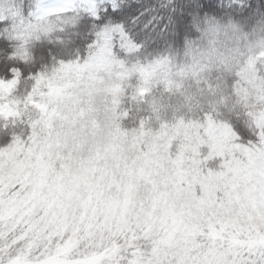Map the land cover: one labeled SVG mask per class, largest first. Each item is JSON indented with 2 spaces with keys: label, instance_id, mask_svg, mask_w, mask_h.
<instances>
[{
  "label": "snow or ice",
  "instance_id": "snow-or-ice-1",
  "mask_svg": "<svg viewBox=\"0 0 264 264\" xmlns=\"http://www.w3.org/2000/svg\"><path fill=\"white\" fill-rule=\"evenodd\" d=\"M257 83L264 0H0V264H264Z\"/></svg>",
  "mask_w": 264,
  "mask_h": 264
},
{
  "label": "clouds",
  "instance_id": "clouds-1",
  "mask_svg": "<svg viewBox=\"0 0 264 264\" xmlns=\"http://www.w3.org/2000/svg\"><path fill=\"white\" fill-rule=\"evenodd\" d=\"M261 50L257 49L255 54L259 55ZM264 87L257 83L256 88L250 89L249 96L252 101V106L255 107L256 103L255 97L258 94V89ZM191 96L192 99L189 101L188 97ZM155 104L162 114L171 115L173 113H183L187 110L189 103L194 107H203L206 105V101L202 99L195 89H185L183 92L168 93L163 91V89L157 90L156 87L152 86V91L149 96L145 98L144 101H141L139 105L144 106V111L150 112L152 104ZM98 106L100 111L95 115L101 120L106 121L109 119L108 113L104 106V98L101 97L98 99Z\"/></svg>",
  "mask_w": 264,
  "mask_h": 264
},
{
  "label": "trees",
  "instance_id": "trees-1",
  "mask_svg": "<svg viewBox=\"0 0 264 264\" xmlns=\"http://www.w3.org/2000/svg\"><path fill=\"white\" fill-rule=\"evenodd\" d=\"M123 108L129 110V116L122 122L125 130L138 127L139 120L149 115L148 112L144 111L143 105H133L127 98L123 103Z\"/></svg>",
  "mask_w": 264,
  "mask_h": 264
},
{
  "label": "rangeland",
  "instance_id": "rangeland-1",
  "mask_svg": "<svg viewBox=\"0 0 264 264\" xmlns=\"http://www.w3.org/2000/svg\"><path fill=\"white\" fill-rule=\"evenodd\" d=\"M1 146V145H0ZM206 149H203L202 150V152H204L205 154H206ZM219 164H220V160H219V158H217V159H215V160H213V161H209L208 162V167L209 168H212L213 170H215V169H217L218 168V166H219Z\"/></svg>",
  "mask_w": 264,
  "mask_h": 264
}]
</instances>
